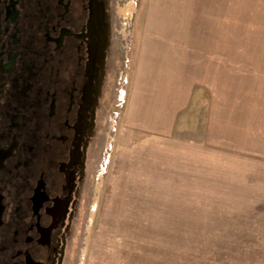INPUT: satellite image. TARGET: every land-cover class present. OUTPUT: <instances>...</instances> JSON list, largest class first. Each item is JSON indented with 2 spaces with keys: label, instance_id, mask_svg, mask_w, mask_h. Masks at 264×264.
<instances>
[{
  "label": "rangeland",
  "instance_id": "374dc122",
  "mask_svg": "<svg viewBox=\"0 0 264 264\" xmlns=\"http://www.w3.org/2000/svg\"><path fill=\"white\" fill-rule=\"evenodd\" d=\"M109 49L66 264H264V0H102Z\"/></svg>",
  "mask_w": 264,
  "mask_h": 264
},
{
  "label": "flooded vegetation",
  "instance_id": "af4514ba",
  "mask_svg": "<svg viewBox=\"0 0 264 264\" xmlns=\"http://www.w3.org/2000/svg\"><path fill=\"white\" fill-rule=\"evenodd\" d=\"M102 0H0V264H66L109 49Z\"/></svg>",
  "mask_w": 264,
  "mask_h": 264
}]
</instances>
